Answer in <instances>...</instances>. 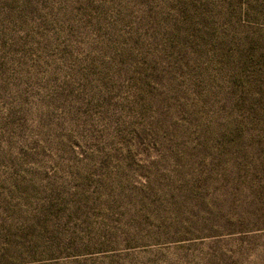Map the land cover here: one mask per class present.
<instances>
[{
    "label": "rangeland",
    "instance_id": "374dc122",
    "mask_svg": "<svg viewBox=\"0 0 264 264\" xmlns=\"http://www.w3.org/2000/svg\"><path fill=\"white\" fill-rule=\"evenodd\" d=\"M0 264H264V0H0Z\"/></svg>",
    "mask_w": 264,
    "mask_h": 264
}]
</instances>
